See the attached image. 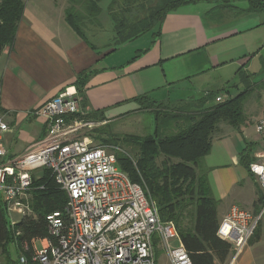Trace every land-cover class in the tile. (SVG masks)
Wrapping results in <instances>:
<instances>
[{"label": "crops", "instance_id": "crops-1", "mask_svg": "<svg viewBox=\"0 0 264 264\" xmlns=\"http://www.w3.org/2000/svg\"><path fill=\"white\" fill-rule=\"evenodd\" d=\"M23 2L14 42L0 54V111L10 127L3 136L7 158L21 155L42 139L46 123L33 112L66 88L81 90L86 112L102 111L116 123L147 113L136 102L141 97L169 107L195 103L210 91L207 87L198 99L186 100L198 92L192 79L200 80L227 66H241V70L264 49V13L211 21L206 16L214 4L199 2L167 14L159 37L128 60L106 65V54L100 56L66 24V0ZM86 29L91 36L103 31L101 25ZM85 70L93 74L81 87L76 86L77 75ZM188 88L189 96L185 95ZM256 122L237 130L221 126L204 158L212 197L218 202L219 225L232 207L255 211L259 186L245 164L263 161L264 142L255 133ZM230 259L227 264H264V240Z\"/></svg>", "mask_w": 264, "mask_h": 264}, {"label": "trees", "instance_id": "trees-1", "mask_svg": "<svg viewBox=\"0 0 264 264\" xmlns=\"http://www.w3.org/2000/svg\"><path fill=\"white\" fill-rule=\"evenodd\" d=\"M100 1L67 0L68 6L64 11L66 24L93 50L96 49L87 41L81 26L84 23L100 25ZM236 1L240 0H122V9L113 11L114 1L107 9V16L113 24L114 49L148 33L158 38L167 14L189 4H214V9L206 16L211 21L224 16L230 20L264 13V0H243L247 4L245 9L233 6ZM24 6L23 0H0V54L14 42ZM133 10L141 14L135 20L129 19ZM92 74V71L87 70L79 73L75 85L81 87ZM76 92L84 111V95L79 89ZM244 94L216 103L215 98L219 94L210 92L195 101L200 107L183 102L177 107L163 106L147 97H141L136 102L142 111L152 114V134L141 137L111 135L103 129L94 132L100 145L106 144L122 152L115 154L117 166L133 183L144 189L147 197L155 204L160 221L174 228L179 244L186 251L191 264H227L233 253L231 244L217 235L218 202L212 197L204 158L221 126L237 130L245 122L241 107ZM210 101L214 103L208 105ZM85 118L107 120L102 111L90 112ZM126 148L131 155L125 151ZM159 158H162L160 163L157 162ZM249 166V163L245 164L248 171ZM39 174V177L33 176L32 190L29 192L28 204L33 215L23 217L12 229L0 195V264L1 260L6 264H15L19 254L28 258V264H36L31 262V241L49 238L45 216L54 211H62L65 206V193L55 184L51 173L43 170ZM257 196L255 213L264 206L263 196L260 193ZM261 240H264V211L248 245ZM11 244L15 245L17 256L10 260L6 248ZM23 244L29 246V251L23 252Z\"/></svg>", "mask_w": 264, "mask_h": 264}, {"label": "built area", "instance_id": "built-area-1", "mask_svg": "<svg viewBox=\"0 0 264 264\" xmlns=\"http://www.w3.org/2000/svg\"><path fill=\"white\" fill-rule=\"evenodd\" d=\"M222 101L220 96L215 98L216 103ZM83 112L75 90L60 91L33 112L45 120L42 139L21 155L7 158L3 136L10 127L0 111V195L9 227L33 215L28 201L35 172L49 171L67 198L62 211L45 216L49 238L31 241V262L156 264L152 244L156 236L169 264H191L180 245L168 244L177 238L174 228L160 221L144 189L117 166V148L93 147L88 140L68 135L67 118ZM255 133L264 142V118L256 122ZM249 171L264 198V157L261 163L251 164ZM263 211L264 206L257 213L232 207L218 226L217 235L232 246L231 262L248 245ZM22 250L29 251V246L23 244ZM15 264H28V258L19 254Z\"/></svg>", "mask_w": 264, "mask_h": 264}, {"label": "rangeland", "instance_id": "rangeland-1", "mask_svg": "<svg viewBox=\"0 0 264 264\" xmlns=\"http://www.w3.org/2000/svg\"><path fill=\"white\" fill-rule=\"evenodd\" d=\"M114 1H116V3L114 4V7L112 9L113 11H119V9L121 8L122 0H101L99 3V6L102 9V13L99 16V24L103 27V31H99L97 35L91 36V32L86 29L87 26L90 25L88 23H84V25L81 26V29L82 31H84V35L87 37L89 43L96 47L95 51L100 52V56L106 54V58L104 59V63L106 65H118L125 62L131 56H133L137 49L145 48L153 39V36L148 33L140 36L134 41L128 42L118 47L116 52L109 53L112 49L115 48V46L113 40L114 34L112 32L111 21L107 16V9ZM232 5L242 9L247 8V4L243 0L233 2ZM67 6L68 4L66 5V8ZM140 16L141 14L139 12L133 10V12L129 16V19L135 20ZM100 25L90 27L100 28ZM240 67L241 66H227L223 70L215 73L212 72L211 74L207 75L204 78H201L200 80L192 79L191 84L196 86L198 92L194 95L193 93H191V98L187 97L186 100L198 99L203 94L202 92L204 91V89H206L207 87L210 92L218 93L223 100L236 97L240 93L244 92L245 94L241 103L242 116L245 120L243 125L247 123L252 126L254 122L264 118V49L258 51L257 55L252 58L251 62L248 65L242 67L241 70H239ZM203 80L206 81L204 85L202 84ZM72 89L75 90L74 88ZM186 94H188L189 96V88L187 89L185 95ZM210 103L214 102L210 101ZM191 104L193 107H200L199 104ZM83 113L84 114L81 115V117H74L68 121V127H70L68 135L77 139L88 140L91 142V146L93 147L109 146L106 144L100 145V143L95 139L97 134L94 132L97 130L103 129L104 132L110 133L111 135H136L141 137L152 134L154 130L153 116L150 113H143L139 116H133L126 119L123 118L116 123H111L109 120L100 121V119H93L95 120L93 121L91 119L85 118V115L90 114V112H86V110H84ZM108 116L109 115L106 114V118H108ZM249 133L253 134L252 127L249 128ZM125 151L130 154L128 148H126ZM118 152L122 153L117 148V150H115V154ZM161 161L162 158H159L157 160L158 163H160ZM39 173L40 171L35 172L34 176L39 177ZM259 193L261 194L260 190L258 189V194ZM18 217L19 216L14 215L12 218L16 220L18 219ZM152 244L156 264H169L166 254L162 249L161 241H159L156 236L153 237ZM168 244L171 248H175L180 245L177 238L170 239L168 241ZM36 247L38 250L40 249L39 242L36 243ZM6 249L10 260L15 259L17 256L15 245H8ZM1 261L2 264H6L4 260Z\"/></svg>", "mask_w": 264, "mask_h": 264}]
</instances>
